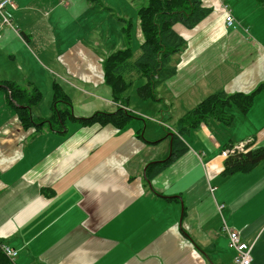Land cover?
I'll return each mask as SVG.
<instances>
[{
    "label": "crops",
    "instance_id": "1",
    "mask_svg": "<svg viewBox=\"0 0 264 264\" xmlns=\"http://www.w3.org/2000/svg\"><path fill=\"white\" fill-rule=\"evenodd\" d=\"M11 1L0 21L7 16L9 36L21 40L16 25L35 34L32 25L58 22L52 15L64 4ZM205 2L213 12L195 28L176 25L187 43L174 57L177 73L156 89L159 100L151 109L114 102L108 92L92 106L134 113L122 128L69 118L61 130L49 123L41 131L24 128L3 82L27 85L30 78L3 76L0 64V248L17 251L13 264H234L224 221L245 227L252 264H264V161L223 175L227 157L221 155L230 144L264 146V0ZM224 5L235 27L226 24ZM32 42L47 58L37 39ZM48 74L63 75L58 69ZM58 80L71 105L74 93L92 92L89 83L73 89ZM219 89L254 92L253 105L246 113L231 106V124L211 118L182 134L188 150L148 178L149 163L169 156L171 134H178L176 123L188 107Z\"/></svg>",
    "mask_w": 264,
    "mask_h": 264
},
{
    "label": "trees",
    "instance_id": "2",
    "mask_svg": "<svg viewBox=\"0 0 264 264\" xmlns=\"http://www.w3.org/2000/svg\"><path fill=\"white\" fill-rule=\"evenodd\" d=\"M138 12L144 36L139 54L135 55L133 49L127 46L113 52L104 63V78L111 89L112 99L121 104L127 103L126 90L139 77L146 78V82L138 88L139 95L143 99L159 100L156 89L177 73L174 57L187 43V39L176 29V25L193 29L213 12V8L205 0H148V4L141 6ZM130 39L128 33V43ZM3 84L9 91L11 102L16 105L19 122L24 128L34 127L41 131L43 125L49 123L52 129L61 130L67 118L83 125L99 123L122 128L135 116L131 111L119 106L114 112L98 111L89 117H76L72 113L69 95L57 85L52 101L53 116L35 119L31 109L42 98L41 90L31 82L26 88H22L16 81L4 80ZM254 97V92L228 93L219 89L191 108L176 123L178 134H173L169 156L149 163L148 178L155 177L188 150L187 144L181 138L182 134L208 123L211 118L231 124L234 115L227 112V108L235 106L246 113L253 105ZM59 104H63L62 109L58 107ZM230 146L231 144L228 145ZM262 161L264 146L253 148L252 144H248L245 152L226 158L222 174L248 172ZM0 264H13L1 248Z\"/></svg>",
    "mask_w": 264,
    "mask_h": 264
},
{
    "label": "rangeland",
    "instance_id": "3",
    "mask_svg": "<svg viewBox=\"0 0 264 264\" xmlns=\"http://www.w3.org/2000/svg\"><path fill=\"white\" fill-rule=\"evenodd\" d=\"M39 1L22 0V2L30 5L39 4L42 7L44 3H39ZM44 1L48 5H54L60 1L64 2L63 8L52 15L58 19V22L50 19L47 27H42L41 22L38 21L36 25H32L35 34H32L31 30H22L19 28L20 25H16L17 32L23 40L9 36L10 32L14 33L11 24L4 21L0 22V39H2L0 41V64H2L3 76H13L19 81H22L23 77L30 78L23 82H28L27 84L31 82L41 90L42 98L31 109L34 118H36L35 114L48 116V118L53 116L52 101L55 86H62L63 84L58 79L65 82L69 81L71 84H68L73 89L77 83H89V86H85L92 88L90 94L85 95L77 92L72 95V105L75 110L72 113L75 115L90 114L85 117L92 116L99 111V109L91 111L97 99H107L105 95L107 92L112 97L110 87L104 78L106 58L113 52L127 46L133 49L135 55L140 52L144 36L138 10L141 6L147 5L148 0ZM8 6H5L3 10H6ZM44 20H49V18H44ZM128 33L131 37L130 43L127 40ZM36 39L47 52V58L45 55L42 57L41 52L43 51L37 49L32 42ZM54 68L62 72L63 75L58 77L56 73L53 77V75L48 74L55 71ZM145 82L146 78L139 77L127 88L125 93L127 103L139 102L147 109L154 104L152 98L144 99L145 101L142 103L143 98L139 95L138 88ZM20 86L26 88L24 84H20ZM64 92L70 94L68 91ZM58 107L62 109L63 104H59ZM233 108L237 107L234 106ZM232 109L231 107L227 108V112L231 113ZM104 111L114 112L116 110ZM143 119L145 118L143 117ZM221 125L230 127L225 126V124ZM238 127L236 124L233 129H238Z\"/></svg>",
    "mask_w": 264,
    "mask_h": 264
},
{
    "label": "built area",
    "instance_id": "4",
    "mask_svg": "<svg viewBox=\"0 0 264 264\" xmlns=\"http://www.w3.org/2000/svg\"><path fill=\"white\" fill-rule=\"evenodd\" d=\"M8 4L12 5V1L11 0H0V13L3 14L2 10ZM224 9L226 13V18H225L226 24L229 27H235L237 25V20L234 17L231 9L228 7V5H224ZM3 16H4V22L5 23L9 22V18L5 15ZM247 145L248 144L246 143H239V144L231 145L230 147H226L225 149H223V151L221 152V155L224 157H228L230 155H233L239 152H245L247 149ZM223 229L227 232L228 237H229L230 246L235 251L233 263L234 264H252L253 245L247 242L242 237V232L245 229V227L236 229V228L228 226L226 222L224 221ZM1 248L3 252L7 255V257H9L11 260L15 259L17 255V251L15 249H12L11 247L7 245H1Z\"/></svg>",
    "mask_w": 264,
    "mask_h": 264
},
{
    "label": "water",
    "instance_id": "5",
    "mask_svg": "<svg viewBox=\"0 0 264 264\" xmlns=\"http://www.w3.org/2000/svg\"><path fill=\"white\" fill-rule=\"evenodd\" d=\"M173 134H171V136H172Z\"/></svg>",
    "mask_w": 264,
    "mask_h": 264
}]
</instances>
